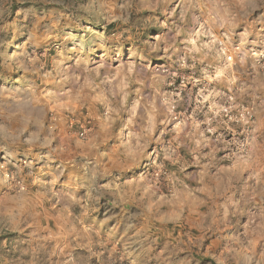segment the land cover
I'll list each match as a JSON object with an SVG mask.
<instances>
[{"label": "clouds", "instance_id": "obj_1", "mask_svg": "<svg viewBox=\"0 0 264 264\" xmlns=\"http://www.w3.org/2000/svg\"><path fill=\"white\" fill-rule=\"evenodd\" d=\"M0 264H264V0H0Z\"/></svg>", "mask_w": 264, "mask_h": 264}]
</instances>
